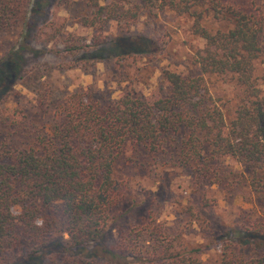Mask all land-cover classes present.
I'll list each match as a JSON object with an SVG mask.
<instances>
[{
    "label": "trees",
    "instance_id": "obj_1",
    "mask_svg": "<svg viewBox=\"0 0 264 264\" xmlns=\"http://www.w3.org/2000/svg\"><path fill=\"white\" fill-rule=\"evenodd\" d=\"M133 1L125 7L128 0H88L89 23L134 21L138 6L186 15L191 33L203 40L194 53L196 74L164 70L166 93L150 101L132 91L115 99L74 92L54 106L41 101L57 109L49 125L28 118L22 126L21 116H0V264H204L174 249L166 229L149 217L120 226L111 246L103 242L109 211L121 199L113 166L122 146L131 141L155 153L170 134L179 136L178 161L198 181L224 179L217 165L224 157L248 167L233 183L246 186L263 211L221 238L213 264H264V97L253 77L263 18L222 0ZM31 4L0 0V30L19 27L24 35ZM64 41L72 54L81 48ZM115 41L119 56L145 53L148 46L140 36ZM17 59L0 63V100ZM213 74L228 75L240 89L228 119L208 94L204 77Z\"/></svg>",
    "mask_w": 264,
    "mask_h": 264
},
{
    "label": "rangeland",
    "instance_id": "obj_2",
    "mask_svg": "<svg viewBox=\"0 0 264 264\" xmlns=\"http://www.w3.org/2000/svg\"><path fill=\"white\" fill-rule=\"evenodd\" d=\"M104 1L109 0L99 3ZM222 1L259 12L264 21V0ZM87 2L32 0L24 35H20L19 27L0 30V63L11 55L18 57L13 82L0 100V116H21L22 126L28 118L49 125L57 119V109L41 107V101L54 106L74 92L115 99L124 91L150 101L166 93L164 70L196 74L194 53L203 40L191 33L188 16L138 6L134 21L104 19L89 23L92 9ZM123 4L133 7L137 2ZM121 36L143 37L148 43L146 52L119 56L115 39ZM64 39L80 50L68 52ZM259 45L261 55L254 61L253 77L264 97V22ZM204 81L223 115L232 117L240 89L228 75H205ZM178 142L179 136L170 134L155 153L131 141L122 146L113 166L121 199L109 211L103 242L111 246L120 226L140 224L149 217L166 229L174 249L213 264L220 257L221 238L239 231L260 214L263 202L246 186L233 183L235 175L245 174L248 167L230 157L217 164L219 175L224 177L219 183L213 177L196 180L191 169L177 159ZM12 212L16 214L18 207Z\"/></svg>",
    "mask_w": 264,
    "mask_h": 264
}]
</instances>
